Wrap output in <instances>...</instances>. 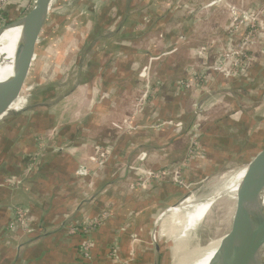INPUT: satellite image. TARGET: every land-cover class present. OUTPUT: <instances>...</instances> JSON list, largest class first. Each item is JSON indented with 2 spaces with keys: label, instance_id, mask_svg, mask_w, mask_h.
<instances>
[{
  "label": "crops",
  "instance_id": "0c3cea01",
  "mask_svg": "<svg viewBox=\"0 0 264 264\" xmlns=\"http://www.w3.org/2000/svg\"><path fill=\"white\" fill-rule=\"evenodd\" d=\"M176 1L179 4L183 0ZM213 2L217 1L205 0L202 4L205 5V10H208L204 13L208 27L206 37L198 35L196 25L199 24L196 21L180 24L179 32H171L170 20L178 7L171 4L170 0H164L162 6L166 9L173 8L162 26L160 20H157L151 24H138L136 27L133 14L131 17H125L122 13L117 18H106L104 14L109 8L105 6L98 13L101 16L99 18H103L102 24L97 18L94 22L93 20L88 23L83 22L82 29L86 32L82 35V42L72 40L62 45V53L66 54L64 56L68 60H72L70 54L82 49L87 43H95L97 48L100 46L101 48L96 50V53L90 52L88 58L78 60L80 67L77 63V75L71 82L72 86L66 91L67 97L63 100L50 108H39L17 117H10L0 123V156L3 152H8L5 161H0L2 166L0 228L3 233L5 232L4 240L0 242V264H13L15 248L35 239L39 233L24 232V230L12 232L9 229L13 217L11 211L16 204L26 205L34 212L35 218L30 222L32 227L38 228L39 225L45 224L43 231L39 233L41 236L19 251V264H151V262L156 264L158 251L157 247L152 246L150 239L155 214L165 204L175 205L174 200L182 188H177L169 181L154 182L148 190L136 188L139 169L146 170L142 166L136 169L140 163L138 161L140 153L148 154L147 165L154 171H165L166 166L163 164L167 162L173 165L179 163L184 173L188 162L193 159L188 153L189 145L195 136L201 135L200 147L207 143L211 148L212 143L216 144L217 149L221 150V154L223 153L226 167L228 163L231 142L226 111L234 93L246 78L230 83L219 77L212 84L210 93L199 89L183 92L175 88L179 80H185L190 67L195 66L199 69L200 61L195 53L203 46L207 47L221 39L219 31L225 28L228 17L223 13L222 16L219 15L218 11L222 6L220 3L213 5ZM98 3L99 0L89 4L78 18L60 28L69 26L90 11H95ZM24 11L22 6L13 5L11 8H6L3 12V20L5 23L10 22ZM215 14H218L216 15L218 20L209 22ZM197 20L201 21L199 18ZM142 29H146V32L139 34ZM136 34L139 36L137 37ZM118 35H125L126 39L130 35L131 38L129 37L128 41L117 38ZM181 36L185 38L177 44ZM106 39L109 41L106 42ZM175 48L177 50L173 51ZM107 54L109 56L104 59ZM146 61L154 62L152 71H149L150 84L152 83L149 93L152 101L136 119L146 127L133 135L120 134L113 129L112 123L118 122L124 115L135 112V108L132 107L137 99L136 95L141 90L142 92L145 90L138 72L142 63ZM69 76L70 80L64 81L61 78L60 83H51L57 86L62 84V87H57V90L53 91L55 96L58 95L59 89H63L64 85L71 81L72 75ZM36 77L35 72L32 78L34 82L38 79ZM79 78L80 83L77 84ZM75 86L77 87L74 88ZM36 91L37 94L40 93L39 88ZM76 92H80L78 99H74H77L74 102V109L68 113L75 115L76 111L82 110V114L66 120L65 116H62L63 111L57 113L56 110ZM214 101L218 104L223 101L224 110L221 119L222 129L219 130V135L212 136L196 129L197 116L194 114L193 105L203 103L207 106ZM46 102H52L49 95L46 96ZM217 105L210 107L217 109L220 107ZM55 112L56 117H54ZM44 115H47L46 120L42 118ZM27 116H29L28 121L25 120L24 124H31L33 128L38 121L41 124L43 122L49 124L47 129L52 127L50 128L52 132L45 135L43 144L39 145L37 139L33 138L34 131L28 130L24 133L22 130L21 135H16L15 129ZM166 119L179 121L185 131L174 132L168 126L155 127L160 122L164 123ZM60 127L61 129L55 132L56 128ZM71 130H74L73 134H66ZM14 135L18 138L16 146L11 144L15 142ZM259 136L260 142L263 141L262 122ZM107 143L113 144L111 148L114 151L107 165L93 177H79L77 170L80 164L89 165L92 171L96 170V167L90 163L93 154L92 145H107ZM11 146L13 152L9 151ZM39 148L43 156L40 154L39 169L37 168L38 170L28 177L25 175L26 178H23L19 187L10 188L3 185L4 180L10 175L18 174L17 170L19 173L25 172L28 156L32 152L39 151ZM193 168L192 173L200 172L196 166ZM105 212H108L106 219L95 227L89 236L88 230L82 231L85 228L82 225L85 220L87 223L93 218L101 217ZM73 217L69 226L63 227L64 223H68ZM73 226L76 227L74 232L70 229ZM87 237L92 240L93 259L90 263L85 262L80 255L82 244ZM134 237L138 240L133 241ZM115 241L118 242L119 254L118 258L114 259L109 253Z\"/></svg>",
  "mask_w": 264,
  "mask_h": 264
},
{
  "label": "rangeland",
  "instance_id": "374dc122",
  "mask_svg": "<svg viewBox=\"0 0 264 264\" xmlns=\"http://www.w3.org/2000/svg\"><path fill=\"white\" fill-rule=\"evenodd\" d=\"M163 1L164 0H128L127 2H125V0H115V1L99 0V3L95 11L93 12L90 11L83 17L74 21L69 26L60 28L57 32L51 34L49 38L45 39L44 42H42L38 46L36 54L34 56V60L32 61V67L30 68V72L27 78V82H28L27 85L29 84V82H31L36 72V75L39 80L36 79V82L33 81L35 83L33 84L34 89L39 88L40 91L49 89L48 90L49 97L52 99V101L57 100L62 95H65L67 93L66 91L72 86L73 83L71 82H73V79L77 75L78 67L76 64L78 63V60L82 61V58L84 59L88 58L91 55L90 52L92 54L96 53L95 51L96 50L98 51L101 48V46L100 48H97L95 43L93 44L87 43L82 47V49H77L76 52L74 53L72 52L73 54H70L71 56L69 55L72 58V60H68L64 56L65 53L64 54L62 53V48H63L62 45L64 46L68 44L69 41L72 40L82 42V35H84V32H86L85 29L84 30L82 29L83 22L88 23L89 21L92 20H93L92 22H94L95 18H97L99 19L100 24H102L103 18H99L101 16H99L98 13L102 11V9H104L105 6H108L109 11L104 14L106 18L109 19L110 17L117 18L118 16H121L122 13L124 14L125 17L127 16L131 17V15L133 14L132 16L135 17L136 27L138 26V24H142V23L151 24L156 22L157 20H160V25L162 26L166 17L173 8V7H169L166 9L165 6H162L161 4ZM216 1L218 3L213 2V5H219L220 3V5L222 6L219 9L218 12L220 13L218 14L221 16L223 14H226L228 17V21L227 24L225 25V28L219 31L220 32L219 34L221 35V39L219 38V40H217V42H214V44H209V46L207 45V47L210 48L209 56L211 55L213 61L214 59L217 60L216 58H218L219 56H224L230 53L237 54L238 50L240 49L238 46L241 37H243L244 29L241 30L238 24H234L235 26H232L231 23L234 20V18H232L233 15L231 14L232 10H238V11L243 10L249 13L250 12L255 13L256 11H260V10L262 11L264 9V0H259V1L258 0H216ZM204 2L205 0H183L182 2L177 4V1L175 2V0H170L171 4L178 7L176 9V12L172 14V18L170 20L169 26L171 32H179L180 24L196 21L199 24L196 25L197 26L196 31H198V35L200 34L201 36L206 37L208 27H207V20L204 18L205 17L204 13H207L208 10H205L204 8L205 5H202ZM148 8H150L149 11H146ZM142 13L144 14L142 16H139V14ZM218 14L212 16L209 22H212L213 20H218V18L216 17V15ZM197 18H199V20L201 21H198ZM259 21H262L263 22L262 25H264V14L259 17ZM126 28L124 29L125 31ZM145 32L146 29H142V31L139 32V34H144ZM136 36L138 37L139 35L136 34ZM129 37L131 38V36L128 35V39H126L125 35L117 36V38L126 39L128 41L130 39ZM113 39H115V37H113ZM233 39L234 42H232ZM107 41L109 40L106 39V42ZM180 42L181 41L179 40L177 44H180ZM102 44H104V42ZM129 44L130 43H128V45ZM204 47L205 46H203V48ZM250 48H251L250 51L247 50V52L249 51L248 52L249 55H251L254 58V60L251 62L250 67L248 69L249 74L255 68H258L264 64V29L259 30L258 38L255 40V43L252 46H250ZM54 50L55 52H53ZM176 50L177 48L173 49V51ZM108 56L109 55L107 54L104 57V59ZM243 61L244 60H241V62ZM153 63L154 62L152 61L150 62L146 61L142 63L140 71L138 72L139 79H142L143 74L145 73L149 74V71L150 72L152 71L154 67ZM78 64L80 67V63ZM211 65H213V62L211 63ZM192 67L195 68V66ZM192 67L189 68V72L185 80H179L176 83L175 86L176 89H180V91L185 92V89H183V87L191 83L189 80H191L192 74L195 71V69H192ZM198 67L199 70L203 71L204 73L211 72V69L209 67L202 66L201 61L199 62ZM69 74L72 75L71 81H69L66 85H64L65 87H63V89H59L58 95L55 96L53 94V91H55V89L57 90V87L59 88L62 84H59L60 86H57L51 83L54 84L60 83L61 78H63L64 81L70 80ZM225 79L226 78H224V80ZM213 83L214 82L212 81L211 85ZM150 85H149V89L151 90ZM193 90L196 91L197 89H195V85L191 83V88L187 89V91H193ZM143 92L141 90L136 95L137 99H135V101L133 102L132 108H135L136 105L143 102L142 101L143 100L142 98L144 96ZM76 93L73 95V97L71 96L66 101L61 103L56 110L57 113L63 111L62 116L63 117L65 116L66 120L69 117H76L77 114L79 115L82 114V110L76 111L75 115L74 114L71 115L70 113H68L72 109H74L73 108L74 102L77 101L80 92H76ZM75 98L77 99L74 100ZM217 104L218 103L216 101H214L213 104L208 103L207 106H209V108L206 106V109H204L203 113H201V117L196 120V125H197L196 129L197 130L199 129L198 131L201 132L202 130V133L204 131L207 135L212 134V136L217 134L219 135V130L222 129L221 119L224 110L222 109L223 101H220V104L218 105ZM210 105L213 106L217 105L220 107L215 109L213 108V106L210 107ZM14 107L15 106H13L12 109H14ZM56 112L54 113L55 115L54 117H56ZM132 112L133 110L131 111V113ZM46 116L47 115H44L42 116V118H45L46 120L47 118ZM28 117L29 116H27L24 120H22V123L18 125L17 129H15L16 135H21L22 130H24V133L28 130H30L31 132L34 131L33 138L37 139L39 145L43 144L45 135L48 132H52L50 129L52 127L49 126L50 128L47 129V126L49 124L45 122L41 124L39 121L36 122V124H34L39 129H36V127L34 128L31 127L32 126L31 124L29 125L25 123L26 124L25 125L24 122L25 120L28 121ZM50 117H52V115ZM134 118H135V112L133 114L124 115L118 122L112 123L113 129L120 134L125 133L127 126H129V124H131L134 121ZM136 123L141 125V123L139 122ZM262 125L264 128V119L262 120ZM158 126L159 128L163 126H168L169 128H172L174 132L176 131L178 132V130H180L181 132L185 131L184 127L180 126L179 121H175V120L173 121L170 119H166L162 124V126L160 125ZM181 127L182 129H180ZM60 129L61 127L56 128L55 132H58V130ZM73 132L74 130H71L66 132V134H73ZM197 136L201 137V135H197ZM13 139L15 142H11V144H13L12 146H16L17 143L16 141L18 139L17 136L14 135ZM207 139H209V137H207ZM112 145H113L112 143L111 144L107 143V145H103V144L92 145L91 149L93 151V154L91 158L93 157L96 149L101 147L107 148L109 151H111V157H112L114 153L113 148H111ZM211 145H212L211 148H209L210 144L207 143L202 147H200L198 151L199 154L196 158L193 159L187 158V160L190 159V161L188 162V166L185 172L183 173V169L181 170L182 172L181 179H179L177 183H172L176 185L177 188L178 187L182 188V191L179 192L177 198L174 200L175 205L165 204L164 206L160 207L158 213L155 214L156 217L153 221V225L150 231L151 232L150 239L152 246L157 247V251H158V253L156 254L157 256L156 264H175V263L177 264L178 260H179L178 264H188L193 257L192 253L194 254V252L198 250L200 247H205L209 241L222 238L224 237V235L231 232V223L235 208V200L233 193H230L228 189L230 188V182H229L230 178L235 175L237 169L233 167L230 168L226 167V164L224 163V159H223L224 156L223 153L221 154V150L217 149L216 144L212 143ZM260 145L261 146L259 151L262 155L264 153V140L260 142ZM12 146L10 147L9 151L12 150L13 152ZM40 154H41V148H39V151L32 152V154L28 156V162H27L28 166L25 172L19 173V170H17L18 174L10 175L8 178L4 180L3 185H6L10 188L19 187L22 184L23 178L25 179L26 177L34 173L35 170L39 169L40 167L39 158L42 156V154L41 156ZM7 157H8V152L7 151L5 153L3 152V154L0 156V161H5ZM138 158H139L138 161L140 163H138L137 165L138 167L136 169H139V166H142L146 170L154 172V170L149 168L147 165V162L149 160V156L147 153H145V155H141L140 153ZM187 160L185 161L186 163ZM163 166H166L165 167L166 170L171 172V171H176L177 169L179 170L180 169L179 167L181 165L179 163L173 165L172 163L166 162L165 164H163ZM193 166H196L197 169L199 168L200 172L192 173L191 169L194 170ZM87 169H89V165L87 166ZM1 170H2V166H0V171ZM139 170H142V168ZM99 171L100 170L96 168V170L93 173H89L86 176H79V177H84V178L93 177ZM25 175L27 176L25 177ZM167 181L169 180L167 179ZM206 194L207 195L212 194L210 195L212 196V198L207 199L206 196H203ZM199 197H200L198 202L199 205H203L211 201L212 207L208 212V214L205 215L202 222L196 225V227H193V230L186 237L181 239L180 235L183 226V219L182 218L180 219V217H176L172 212V210L178 208L180 209L184 207L186 205L185 199L188 198L197 199ZM15 206L16 207H14L11 211L13 215L11 221V226H12L11 231L15 232L17 230L18 231L24 230V232H28L29 224L32 221L31 219L35 218V214L26 205L16 204ZM106 213L108 212L103 213V215ZM187 213L193 215L194 211L192 209H188ZM132 239L133 241L138 240L135 237ZM192 249L195 251L193 252Z\"/></svg>",
  "mask_w": 264,
  "mask_h": 264
},
{
  "label": "water",
  "instance_id": "95a60500",
  "mask_svg": "<svg viewBox=\"0 0 264 264\" xmlns=\"http://www.w3.org/2000/svg\"><path fill=\"white\" fill-rule=\"evenodd\" d=\"M95 1L98 0L8 1L4 11L13 5L22 6L25 11L0 27V38L9 30L20 29L12 60L0 57V66L10 63L12 67V75L0 81V123L39 108H50L67 97L63 95L57 100L46 102L48 90L37 94L33 87L35 83L32 80L33 83L29 82L28 86L27 78L35 52L42 41L53 31L78 18L82 11ZM184 38L181 36L180 41ZM263 116L264 64L241 83L226 111L231 142L227 167L237 169L235 175L230 178L228 189L234 195L235 208L231 232L223 238L221 249L212 259V264H264V192L261 185L262 180L264 181V169L261 166L259 151V127ZM242 172L244 176L234 191L236 178ZM73 219L74 217L70 218L63 227L69 226ZM43 227L45 224L39 225L38 228L29 224L32 233H41ZM1 229L0 242L5 236ZM39 233L35 239L15 248L13 264H19V251L38 239L41 236Z\"/></svg>",
  "mask_w": 264,
  "mask_h": 264
},
{
  "label": "built area",
  "instance_id": "2783aa9c",
  "mask_svg": "<svg viewBox=\"0 0 264 264\" xmlns=\"http://www.w3.org/2000/svg\"><path fill=\"white\" fill-rule=\"evenodd\" d=\"M10 0H0V27L5 24L3 20V11ZM235 9V8H234ZM231 14L233 15L232 18L234 20L232 21V26H235L234 24H238L240 26V29H244L243 37L240 39L239 43V50L237 54L230 53L226 54L224 56H219L216 58L217 60L212 59L210 53V48L204 47L200 48L197 53H195L196 57L201 61L202 66L209 67L211 69L210 73H204L203 71L199 70L198 68L192 67V69H195V71L192 74L191 80H189L193 85H195V89H199L200 91H205L206 93H210L211 88V82H215L217 78L221 77L222 79L226 78V81H229L230 83L233 81H241L244 78H246L249 73L248 69L250 67L251 62L254 60V58L249 55L250 46H252L255 43V40L259 36V30L264 29V25H262V21H259V17L264 14V9L261 11L253 12H246V11H238V10H232ZM234 42V39L233 41ZM247 50H249L247 52ZM214 58V57H213ZM241 60H244L241 62ZM213 62V65L211 63ZM198 70V71H196ZM207 77H206V76ZM141 81L145 84V90L143 92V102L136 105L135 107V118L134 121L127 126L125 130V135H133L134 133L144 130L146 126H142L138 123H136V119L139 113H141L142 110H144L145 107H148L150 105V101H152V96L149 93V85H150V79L149 74H143ZM224 77V78H223ZM191 83L188 85H185L183 89L187 91V89L191 88ZM151 96V99H150ZM204 109H206V106H204L203 103L197 104L195 103L193 105L194 114L197 116V119L201 117V113H203ZM163 123H160L159 125L162 126ZM180 126L182 124L180 123ZM156 128H159V126H155ZM199 140L200 136H195L192 142L189 145V155L192 158H196L198 156L199 151ZM141 155H145V153H141ZM111 151H109L107 148L101 147L97 148L93 157L91 158V164L95 165L98 170H102L108 163V161L111 159ZM180 169L176 171H148V170H140L138 171L140 175H138L139 180L136 183V188H140L142 190H148L149 187L154 182H162L167 181V179L171 183H177L179 179H181V170L182 167H179ZM90 169V168H89ZM87 169V165L83 164L80 165L77 171L78 176H86L89 173H93L91 169ZM108 213L104 214L101 217L93 218L91 221L86 220L82 223L83 226H85L82 231L88 230V236L91 234L92 230L95 229L98 225L102 224L104 220L106 219ZM26 218V217H25ZM10 225V229H11ZM73 232L76 230V227L73 226L70 228ZM30 231V230H29ZM117 241L112 243L110 247V253L109 256L111 258H118V247H117ZM92 240L90 237L86 238V241L84 244H82L80 255L82 259L90 263L93 259L92 252Z\"/></svg>",
  "mask_w": 264,
  "mask_h": 264
},
{
  "label": "bare ground",
  "instance_id": "6f19581e",
  "mask_svg": "<svg viewBox=\"0 0 264 264\" xmlns=\"http://www.w3.org/2000/svg\"><path fill=\"white\" fill-rule=\"evenodd\" d=\"M19 35H20V29H12V30L5 32L2 35V37L0 38V57L3 56V57H7V59H9V60H12L14 50H15V45H16V42L18 40ZM11 75H12V67H11L10 63H6L5 65L0 66V81H3L5 79L9 78ZM261 158H262L261 166H262V169H264V153L261 155ZM243 176H244V173L242 172L236 178V184L234 186V191L237 190L238 184H239L238 182L241 181ZM261 185L263 187V192H264V181L263 180L261 182ZM210 195H212V194H208V195L206 194L203 196H206V198L208 199V198H212V196H210ZM199 199H200V197L197 199H195V198L185 199L186 205L184 207H182L180 209L178 208V209L172 210V212L174 213V215L176 217H180V219L181 218L183 219V226H182L181 235H180L181 239L186 237L193 230V227H196V225H198L202 222L205 215L208 214V212L210 211V209L212 207L211 201L206 203V204L199 205L198 204ZM263 199H264V195H263ZM188 209H192L194 211L193 215L187 213ZM168 220H169V218H168ZM163 233H164V231H163ZM227 235H229V233L224 235V237L226 238ZM224 237L211 240L207 243V245L205 247H200L196 251L192 249L193 252L194 251L195 252H194V254L191 252L193 257L188 264H212V259L216 256V254L221 249ZM178 263H179V260H178L177 264Z\"/></svg>",
  "mask_w": 264,
  "mask_h": 264
},
{
  "label": "trees",
  "instance_id": "16d2710c",
  "mask_svg": "<svg viewBox=\"0 0 264 264\" xmlns=\"http://www.w3.org/2000/svg\"><path fill=\"white\" fill-rule=\"evenodd\" d=\"M4 14H2V16H3Z\"/></svg>",
  "mask_w": 264,
  "mask_h": 264
}]
</instances>
